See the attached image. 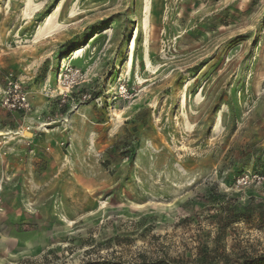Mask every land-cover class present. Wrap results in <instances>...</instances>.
Instances as JSON below:
<instances>
[{
    "label": "rangeland",
    "instance_id": "rangeland-1",
    "mask_svg": "<svg viewBox=\"0 0 264 264\" xmlns=\"http://www.w3.org/2000/svg\"><path fill=\"white\" fill-rule=\"evenodd\" d=\"M143 259L264 262V0H0V264Z\"/></svg>",
    "mask_w": 264,
    "mask_h": 264
},
{
    "label": "built area",
    "instance_id": "built-area-1",
    "mask_svg": "<svg viewBox=\"0 0 264 264\" xmlns=\"http://www.w3.org/2000/svg\"><path fill=\"white\" fill-rule=\"evenodd\" d=\"M19 90V93H18V104L20 107H27V96L26 94L24 93H21V90H20V87L17 85V84H14L12 82V78H10L9 80V85H8V90L6 92V95H7V98H6V102H9L10 101V97L9 95L13 93V90L14 91H18ZM17 104H13V107H16Z\"/></svg>",
    "mask_w": 264,
    "mask_h": 264
},
{
    "label": "trees",
    "instance_id": "trees-1",
    "mask_svg": "<svg viewBox=\"0 0 264 264\" xmlns=\"http://www.w3.org/2000/svg\"><path fill=\"white\" fill-rule=\"evenodd\" d=\"M103 264H110L108 262H103ZM135 264H167V263H161V262H148V260L143 259L141 262L135 263ZM264 264V262L262 263Z\"/></svg>",
    "mask_w": 264,
    "mask_h": 264
},
{
    "label": "bare ground",
    "instance_id": "bare-ground-1",
    "mask_svg": "<svg viewBox=\"0 0 264 264\" xmlns=\"http://www.w3.org/2000/svg\"><path fill=\"white\" fill-rule=\"evenodd\" d=\"M133 45H134V43L132 42V49H133ZM131 49V50H132ZM81 52V49H79V50H77L75 53H74V55L76 56L77 54H79Z\"/></svg>",
    "mask_w": 264,
    "mask_h": 264
}]
</instances>
